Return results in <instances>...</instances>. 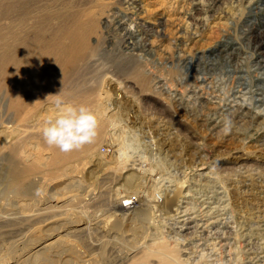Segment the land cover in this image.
<instances>
[{"label": "rangeland", "instance_id": "374dc122", "mask_svg": "<svg viewBox=\"0 0 264 264\" xmlns=\"http://www.w3.org/2000/svg\"><path fill=\"white\" fill-rule=\"evenodd\" d=\"M73 1L91 8L96 22L105 14L124 16L144 37L139 45L147 43V49L136 50L135 59H129L131 53L111 51L104 57H92L95 62L88 58L71 75L79 89L91 93L107 89L110 103L128 112H118L107 126L112 124L114 142L131 155V161L128 157L124 161L116 159L106 138L94 146L96 158H90L86 173L76 168L65 177L57 175L45 159L51 150L43 144L41 124L32 129L39 116H19L8 106L4 110L8 94L0 86V140L4 132L11 131L13 136L10 145L0 144V260L12 264L11 257L19 252L16 240L26 238L30 245L34 240L45 243L57 236L56 228L63 220L58 214L53 216L60 211H54L56 208L50 205L54 201H46L47 196L83 189L72 181L81 177L86 183L84 179L92 181L100 176L102 171L89 175L100 158L110 163L106 164L109 168L104 165L107 173L101 177L105 178L85 189H90L93 197L71 203L65 200L64 209H76L88 213L86 218H94L109 213L113 201L123 199L119 196L135 193L141 201L138 213L148 210L157 219L146 232L167 240L169 247H183H178V253L187 257L188 264H264V0H136L141 10L127 0ZM8 2L0 0V37L9 31ZM92 36H99L104 46L109 42L113 48L122 47L126 37L112 17L105 25L98 22L97 33ZM136 72L147 78L145 84L135 79ZM114 84L125 96L117 97ZM240 89L249 90L251 95L246 101L252 110L244 116L237 107L241 100L235 97V102L233 98ZM127 116L131 122L125 126ZM155 125L164 132L163 138L170 137V144L161 150L162 135L155 132ZM102 146L108 151L102 152ZM26 152L31 153L30 160L21 158ZM130 172L145 177H140L139 184L134 180L124 187L123 177ZM197 173L208 176H194ZM161 174L170 188L177 185L175 190L183 194L158 207L153 206L154 200L164 198V185L154 180ZM242 183L248 185L247 191L240 188L238 192L236 187ZM174 207L185 210V214L167 216ZM22 211L25 215L18 217ZM186 217L194 219L193 227L185 228ZM108 223L113 226L114 219ZM123 223L98 245H91L95 237L76 236L73 244L64 246L65 257L74 259L85 250L101 264H129L141 251L127 254V249L146 233L138 220ZM67 231L59 233L72 235ZM60 248L58 244L46 251L53 257L50 264L61 262ZM42 257L37 254L28 262L49 264ZM155 258L150 259L156 262ZM70 260L67 264H73Z\"/></svg>", "mask_w": 264, "mask_h": 264}, {"label": "bare ground", "instance_id": "6f19581e", "mask_svg": "<svg viewBox=\"0 0 264 264\" xmlns=\"http://www.w3.org/2000/svg\"><path fill=\"white\" fill-rule=\"evenodd\" d=\"M127 1L136 3L137 10H141V4L136 0H127ZM6 13L9 15L8 16L9 31L7 34H5L6 36L0 37V41H1L0 77L2 78L0 81V86L5 87L4 90L8 94V100L6 105L4 106L2 105V108L4 107L5 110V106H8V108L13 110V112L16 115L23 117L28 115H34V116L38 115L39 119L35 123H33L34 125L32 127V129H36L37 125L41 124L42 126L45 118L54 113L55 110L54 101L56 99L54 95L60 94L66 103H70L75 106H79V105L89 106L95 111V113L98 116V130L94 142L84 145L79 150H74L65 153V152H61L57 147L54 146L50 147L49 145H47L45 140L43 141L44 146L51 150L50 154H48L45 157V159L49 161V164L52 165L51 169L57 175L63 177H65V175L67 176L68 172H72L76 168H77V172L86 173V167L88 166L87 163L91 161L90 158H94L93 157L94 146L99 141L103 139L105 140L106 138H107L106 143L113 148V151L111 153L117 154L116 159H118L119 161H121L122 159V161H124L128 157L127 160L131 161L130 159L131 155H127V153L124 151L122 146H117L118 145V143H116L117 141L114 142L113 135L115 134L114 132L115 129L113 128L114 129L113 131V129L110 128L112 124L107 126L108 122L111 120L113 121L114 117L116 116V114H118V112L120 113L123 112L124 114H128V112L126 110H120L119 105H112L110 103L109 93L107 89L105 92L103 91L98 92L95 90V92L98 93H95L94 91L93 93H91L85 91V89H79V87L76 86L75 84L76 81H74L75 83L71 81V75L72 73H74L73 71L75 70V68H77L78 65L86 62L88 58H91L90 62H95L96 59L92 57H96V56L104 57L107 53L111 51L116 52L117 50L118 51L122 50L124 53H128V54L131 53L129 59H135L134 55L136 54L137 49H139L140 47H144V49L148 48V46H146L147 44L146 42L144 44L139 45V43H141L142 40L144 41V37L141 36V32L139 30H133L129 26L130 23L127 22L124 16L121 15L117 16L115 13L112 15L110 14L108 17V14H105L103 17L99 18L98 22H100L102 25H105L110 19V17H112V19H115V25L120 27V29L124 30V34L126 35V37L123 38L122 47L113 48L109 42L108 45L106 44V46H104L99 36H95V38L92 36L93 34L97 33V29H98V22H96L95 20V15H94L95 13L93 12V10L89 7L82 6L81 4L73 0H62V1L61 0H9L6 8ZM131 29H132L131 31L132 34L129 35V31ZM107 47H109L108 50ZM134 77L141 84H145L147 81V78H144V76L140 72H136L134 74ZM113 89L117 91V97L121 98V96L123 95L125 96V93L124 94L119 93L121 91H118L120 89L119 87L115 86V84L113 86ZM249 93H250L249 90L240 89L238 91V94L234 95L233 97L234 100L236 99L235 97H237L238 100L239 99L241 100L237 102V107L240 110L242 116H244L245 114H247V112H250V110H252L251 104L246 101V99L249 98V96L251 97V95H248ZM122 99L124 100V97H122ZM126 101L127 99H125V102ZM132 106L133 105L130 104V107ZM131 110L134 113L136 112V110H133V108H131ZM109 111L111 112L109 113ZM128 119L129 118L127 116V119L125 120L126 121L125 126L127 125V122H131V120L129 121ZM158 127H160V125ZM146 130L148 131L147 128ZM155 130H156L155 132H159L162 129L157 128L156 126ZM163 133L164 132L160 131L158 134L162 135ZM163 135L162 137H159V140L161 139V143H160L161 145H159L160 146L159 150L166 147L167 144H170L169 142H167L168 138L170 137L163 138ZM2 137L3 138L0 140L1 145L4 144L10 145L12 143L11 138L13 136H11V131L6 134L4 132V136ZM101 151L105 152L108 151V149L102 146ZM21 158L30 160L31 153L26 152ZM154 158L156 159V157ZM100 160L101 159L99 158L98 161L96 160L97 162L93 163L96 169L93 168V170H91V172L89 173L90 175L97 171L99 172L102 171L103 173H100L99 174L100 176L96 175L97 177L95 176L92 181H87V179L83 178L86 183L83 182L81 177H78L72 181L74 184L77 182L76 183L77 185H81L82 188L84 187L83 189L80 190L76 189L71 192L69 191L68 194L58 193L55 195L51 194V196H47L46 201H51V202L54 201V204H50L51 206L56 208L54 211H60L54 213L55 215L53 216H56L58 214V217L63 220L60 221L58 228H56L55 234L57 236L48 242L46 241L45 243L44 242L42 243V241L38 242L39 240L37 241L34 240V242L30 245H28L29 243L26 242V238L25 239L21 238L20 240H16L17 241L16 246L19 247V252L16 254L14 259L13 257H11L10 260L11 262L13 261L12 264H23V262H28V261L31 262L32 257L35 259V256L37 254L43 255L42 258H44V260L48 261L50 264L52 262L53 257H51V254L48 255L49 253L47 254L46 251H49V249L51 250L52 247H55L58 244L61 247L60 263L67 264V262L70 259L65 257L67 255L65 254V251L67 249H65L64 246L70 243L73 244V241L75 240V238H77L76 236H82V237L86 236L88 239L95 237V240L91 241V245H98L101 241H104V237L106 238L107 236L108 237L111 236L112 233L113 232L115 233L116 232L115 230L117 229L120 230V227L124 224L123 222L126 221L127 219H129V222H132L133 219L138 220L139 222L138 226L145 229L144 232L146 233L142 237V240H140L139 242L136 241L134 244H131V246L127 249L126 252L127 254L131 252L141 251L140 252L141 255L135 257V259H132L129 262V264H188L187 257H182L180 256L181 254L178 253L179 251L178 247L180 246H178L177 248L169 247L168 246L169 243L168 244L166 243L167 240L162 241L158 238V236H156L157 235L156 233H151L149 231L146 232L149 224L155 223L157 219L153 217L151 212L149 214L148 210L142 209L141 212L138 213V211L140 210H138L137 207L140 205L141 201L140 199L136 198L135 193H127L126 195L123 194V196L122 195L119 196L123 199L118 200L119 199L118 198L117 201H113L114 204L113 203L111 204V207L109 208L110 209L109 213L95 215L94 218H92L91 216L86 218V215L88 213L85 214L82 211H78L76 209L63 208L65 206L64 205V203L66 202L65 200H69L71 203L76 200L77 201L78 200L83 201V199L88 200L93 197L91 195V192L89 191L90 189L89 190H85V189L91 186L92 184L96 185V182H98V180L100 181L101 179L105 178L101 176L104 173H107L105 172V170L106 168H109V165L106 164L110 163L109 160H104V161H100ZM104 165H106V168L104 167ZM115 166H112L113 170H117L118 167ZM12 173L13 174L15 173L16 175V173L18 172L12 170ZM204 175L208 176L207 173H197L194 176L201 178L204 177ZM38 176L42 177L43 175L42 173H39ZM140 177L141 178L145 177V174L142 173L141 175L139 174V176H137L135 172H130L126 174L123 177L124 178L123 186L124 187L128 186L131 182L135 183L134 180H137L135 184H139ZM158 177H162V174L159 175ZM158 177L155 178V180L154 179L153 180L156 182V184L157 182L159 183L163 182L164 189L161 190V192L164 198L162 199V197L159 196L158 198H155L156 200L153 199L155 202L153 206L159 207L161 204L163 205V203H166V201H169L171 199L172 200L177 199V197L179 196L181 197L182 192L175 190L178 188L177 185L174 188H170L171 184H166V182L170 183L169 181H167L166 178L162 177L159 179ZM175 183H177V181ZM247 186H248L247 184L242 183L236 187V190H238L239 192L240 188H243V191L244 190L247 191L246 189ZM169 190L172 192H169L168 194ZM58 202H63V203L57 205ZM171 210L173 211V213L167 216H174L185 211V210H179L178 207L171 208L170 211ZM24 212L25 211H22L21 213L17 214V216L18 217L24 216L25 215ZM167 212L168 211H166V213ZM17 216H10V217L14 218ZM84 216L85 218H83ZM111 219H114L115 222L113 226L112 224L110 225L108 223L109 221L111 222ZM186 219L187 221L185 222H188V225H186L185 228H189L190 226L193 227V224L195 223L194 219L192 217H186L184 220ZM144 222H146L148 225H144L143 224ZM81 223L85 225L83 227L77 226ZM64 229L68 230L67 233H71L72 235L67 236L66 234L65 235L60 234L61 233L60 231ZM50 235L52 234H49V236ZM177 242H178L177 239H175V243ZM82 253H83L82 255L81 254L75 255L74 259L71 258L70 261L73 264H101L96 262V260L90 256L91 253L90 254L86 253L85 250ZM131 255L133 256V254ZM151 256H153L154 258L156 257L155 258L156 262L151 261L150 259ZM0 264H5V260H0Z\"/></svg>", "mask_w": 264, "mask_h": 264}, {"label": "clouds", "instance_id": "9594fccd", "mask_svg": "<svg viewBox=\"0 0 264 264\" xmlns=\"http://www.w3.org/2000/svg\"><path fill=\"white\" fill-rule=\"evenodd\" d=\"M54 96V113L45 118L41 128L47 145L68 153L94 142L98 130L95 111L86 105L66 103L60 94Z\"/></svg>", "mask_w": 264, "mask_h": 264}]
</instances>
